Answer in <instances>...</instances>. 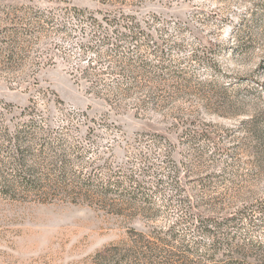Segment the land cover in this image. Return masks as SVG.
<instances>
[{"label":"rangeland","instance_id":"rangeland-1","mask_svg":"<svg viewBox=\"0 0 264 264\" xmlns=\"http://www.w3.org/2000/svg\"><path fill=\"white\" fill-rule=\"evenodd\" d=\"M0 182V264H264V0H0Z\"/></svg>","mask_w":264,"mask_h":264},{"label":"trees","instance_id":"trees-1","mask_svg":"<svg viewBox=\"0 0 264 264\" xmlns=\"http://www.w3.org/2000/svg\"><path fill=\"white\" fill-rule=\"evenodd\" d=\"M135 27L137 28L136 24L131 25L130 30L132 31L133 29L132 34H120L121 37H124L125 35L128 37L130 36L132 39H134L135 36L133 34H135ZM104 39L105 43H107L109 40L108 36H105ZM12 129L13 128L10 129L7 124L4 125V138H6V142H8L6 145V147L8 148L5 151L8 152V154L12 158L7 163H9V166H12V168L15 167V169L18 170V182L20 184H25V187H27V189L29 190H36L39 186L41 175L37 176V173L34 171L36 165L32 166L29 163L30 161L23 158V156L19 157V155H17V152H19L20 150L19 139L21 135H34L39 131H42L45 134L48 133V131L46 130V128L36 126V124L33 122H29L28 124L21 125L19 127L15 126V128L13 130ZM44 140L46 139L43 138V141ZM16 176L17 175L15 174L12 175L14 181H16ZM3 185L0 182L1 190H4L9 187L10 183L4 182ZM146 235L147 234L142 233L130 234L132 243L129 245L128 248L124 249V253L121 255L123 264H175L173 261L169 260L170 258L167 257L166 254L163 253V251L158 250L156 247H154V243L149 240V238H146ZM226 246H228V244H226ZM113 250L117 251V247H114ZM114 253L115 252H112V254ZM96 256L101 260H104L106 258L101 253H97ZM184 264H189V262L186 261Z\"/></svg>","mask_w":264,"mask_h":264}]
</instances>
